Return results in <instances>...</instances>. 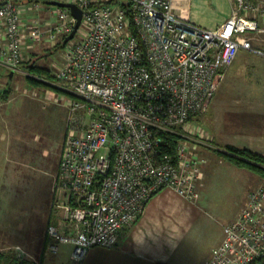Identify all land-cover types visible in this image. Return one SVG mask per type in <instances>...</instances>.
<instances>
[{"label": "built area", "instance_id": "built-area-1", "mask_svg": "<svg viewBox=\"0 0 264 264\" xmlns=\"http://www.w3.org/2000/svg\"><path fill=\"white\" fill-rule=\"evenodd\" d=\"M47 1L0 0V69L18 71L36 44L62 43L75 18L51 1L81 9L82 35L62 43L53 76L31 74L69 99L52 183L55 220L44 234L50 253L68 243L70 264H78L90 247L115 245L155 191L198 197L195 144L206 143L183 126L207 109L239 48L264 55L240 38L264 33V0H230L227 19L212 28L178 17L172 0ZM165 133L179 136L174 155ZM245 201L207 264H264V174Z\"/></svg>", "mask_w": 264, "mask_h": 264}, {"label": "crops", "instance_id": "crops-1", "mask_svg": "<svg viewBox=\"0 0 264 264\" xmlns=\"http://www.w3.org/2000/svg\"><path fill=\"white\" fill-rule=\"evenodd\" d=\"M170 6L178 17L203 28H212L227 19L231 3L230 0H172ZM240 38L250 40L255 47H264V33L249 32ZM235 53L201 115L202 123L191 126L194 134L207 141L206 144H195L196 154L203 160L199 164L198 197L189 199L168 188L155 191L136 219L119 230L115 245L90 247L78 264H207L223 236L222 226L236 217L246 202L248 190L261 183L254 172L230 164L215 152L232 146L264 157V55L243 48ZM16 72L0 69V94L7 89L12 92L7 82ZM9 97L8 94L5 99H0V172L3 164L8 162L17 135ZM46 191L45 200L38 208L42 211L41 220L45 216V227L55 220L54 210L48 208L54 199L52 184L50 188L47 185ZM222 199L233 202V208L227 214H221L222 208L217 204ZM5 203V198L0 195V251L12 249L16 252L21 250L20 246L34 242L42 221L31 227L28 219L21 224L13 223L11 216L5 218L11 213L10 205L5 207ZM212 214L223 215V222ZM43 229L40 244L35 243L33 248L38 251L36 259H41V264H70L71 245L57 244L56 252L50 253L47 248L50 239ZM19 260L23 262L21 264H31L27 259Z\"/></svg>", "mask_w": 264, "mask_h": 264}, {"label": "rangeland", "instance_id": "rangeland-1", "mask_svg": "<svg viewBox=\"0 0 264 264\" xmlns=\"http://www.w3.org/2000/svg\"><path fill=\"white\" fill-rule=\"evenodd\" d=\"M50 1H47L48 4H50ZM75 34L80 35L81 31L78 30ZM247 34L245 33V35ZM57 42L59 41L55 43ZM53 45L41 42L34 45L29 50V53L31 55H43L45 53L44 50L49 49ZM60 51L61 47H58L52 53L38 57L36 63L51 73L54 71L53 68L55 66L61 64ZM27 73L29 72L19 66L12 80L9 83L7 82V85L12 89V92L9 93L11 96L9 98L14 108L12 110L13 122H11L15 125L14 131L17 135L14 137L13 146L11 147L12 151L8 160H6L8 162L5 165L3 164L0 172L2 178V182L0 181V195L6 200L5 207L10 205L9 207L11 208V213L9 212L5 218L9 215L13 223L19 222L20 224L28 219L27 221L31 227L40 224L39 220H41L42 211L38 208H41V204L45 200L47 185L50 188L57 173L55 170H57L60 145L63 142L64 133L67 131L65 123H67V104H69V99L65 97L66 95H60L59 92H54L50 89L46 90L47 88L44 89L45 87L35 88L29 86L24 77ZM4 81L6 82V79H3ZM83 111V109L76 110V116L79 117L84 113ZM84 115L87 118L85 113ZM201 115H203V112L191 116L188 124H185L183 129L191 130L192 134H194L191 126L196 125L197 122L202 123ZM204 142L206 143L207 141L205 140ZM198 143L201 144V142ZM221 150L224 151L225 148L222 147ZM230 164L232 163L230 162ZM254 174L262 182L264 171L260 175L256 172ZM253 189L255 187H251L248 192ZM217 204L222 208L221 214H227L233 208V202L230 199L219 200ZM51 207H53V202L48 204V208L51 209ZM212 215L223 222V215ZM44 219L45 216L37 228H41V230L37 231L38 236L35 237L34 242L27 246H20L21 250L17 249L18 251L16 252L12 251V249L8 250V254L14 255L17 262L22 258L29 260L28 262L33 264V260L38 257V251L33 248L35 243L39 245L41 242V232L45 228L43 225ZM6 264L15 263L10 261Z\"/></svg>", "mask_w": 264, "mask_h": 264}, {"label": "trees", "instance_id": "trees-1", "mask_svg": "<svg viewBox=\"0 0 264 264\" xmlns=\"http://www.w3.org/2000/svg\"><path fill=\"white\" fill-rule=\"evenodd\" d=\"M128 7V6H127ZM126 7V8H127ZM62 46L61 42L55 43L52 47L49 49H45V53L43 55L38 54H32L29 59L25 60V62H22L19 66L22 67L24 70H26L27 74L24 75L25 81L29 86L34 87H45L44 89H50L54 92H59L55 87L48 85L44 81L37 79L35 77H32L31 74H36L38 76L42 77H52V73L49 72L46 68L39 66L36 63V60L40 56H44L47 54L52 53L53 50L56 48ZM9 94V90H3L0 94V99H5L7 95ZM178 135L172 134V133H165L162 136L163 139V146L165 150L168 152V154L174 155L175 153V144L176 140L178 139ZM222 159H225L232 164H235L240 167H244L250 171L259 173H263L264 171V157L256 152L249 151L248 149H241V148H233L232 146L225 147V150L216 149L215 151ZM47 241L45 240L43 249L46 247ZM8 251H0V264H6L7 262L14 261L15 264H21L22 261L17 262V259L14 255L8 254ZM39 262L41 263V259H39Z\"/></svg>", "mask_w": 264, "mask_h": 264}, {"label": "water", "instance_id": "water-1", "mask_svg": "<svg viewBox=\"0 0 264 264\" xmlns=\"http://www.w3.org/2000/svg\"><path fill=\"white\" fill-rule=\"evenodd\" d=\"M52 4L67 7V9L70 11L72 16L75 18V23L71 29V31L66 34V36L63 38L62 43H65L68 39L73 37V33H75L76 29L78 28L81 20V9L77 7L74 3L71 2H61V1H51Z\"/></svg>", "mask_w": 264, "mask_h": 264}]
</instances>
